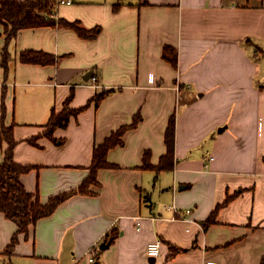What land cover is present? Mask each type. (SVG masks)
Instances as JSON below:
<instances>
[{
	"label": "crops",
	"instance_id": "obj_1",
	"mask_svg": "<svg viewBox=\"0 0 264 264\" xmlns=\"http://www.w3.org/2000/svg\"><path fill=\"white\" fill-rule=\"evenodd\" d=\"M54 16L99 31L43 25L8 43L0 21V60L10 52L0 126L14 124V159L30 166L23 185L44 203L71 192L89 176L94 148L128 127L90 192L70 194L28 234L14 241L18 225L0 211V264H94L92 251L100 264H264V0H72ZM29 50L55 61L23 62ZM64 108L82 109L47 135L52 111ZM173 114L174 161L157 171ZM6 147L0 140V163ZM157 239L161 253L149 256Z\"/></svg>",
	"mask_w": 264,
	"mask_h": 264
},
{
	"label": "trees",
	"instance_id": "obj_2",
	"mask_svg": "<svg viewBox=\"0 0 264 264\" xmlns=\"http://www.w3.org/2000/svg\"><path fill=\"white\" fill-rule=\"evenodd\" d=\"M57 6V0H0V21L6 24V40L9 43L13 40L20 29L38 27L43 25L55 26L57 24L64 25L75 29L82 37H95L99 28L87 29L80 21H68L63 18H56L54 16ZM120 3H116L114 8L117 9ZM164 56L177 67L178 59L177 53L174 49L165 47ZM21 60L27 63H53L55 56L42 51H23L21 53ZM10 58L8 49H4V55L0 60V68L6 66ZM110 90H103L94 96L96 104L105 97ZM5 96V90L3 92ZM82 108L71 109L64 108L59 112L52 111L49 121L46 124V134L53 135V130L58 127L66 126L70 117L78 113ZM6 114L5 104H2V116ZM139 117L134 119L132 127L138 123ZM128 126L121 127L113 132L105 140L94 148L92 164L90 166L89 176L82 182V184L69 193H60L51 196L47 202H42L39 195L28 191L23 185L20 176L22 173L28 171L30 166L21 165L14 159V148L16 140L13 134L14 124L6 125L2 122L0 126V140L5 141L7 147L4 152V160L0 163V211L4 212L6 216L14 220L18 229L14 235L13 240L17 238V234L24 232L29 233L30 227L34 225L40 218L50 215L56 207L64 201L70 194L73 193H89V186L97 182V171L102 167L112 165L107 159V154L110 148L122 143L121 136ZM176 133V116L173 114L169 120L168 127L165 131V143L167 147L166 153L161 157V160L155 169L157 171L169 168L172 166L175 157V135ZM169 162L171 164L169 165ZM144 166L154 167L150 164V154H144ZM237 194L227 195L226 199L219 203L211 212L204 224L207 225L215 220L217 212L223 206L227 205ZM116 234L109 237V242L115 238ZM172 254L179 251L173 244H169ZM95 259V258H94ZM94 264H100L94 260Z\"/></svg>",
	"mask_w": 264,
	"mask_h": 264
},
{
	"label": "built area",
	"instance_id": "obj_3",
	"mask_svg": "<svg viewBox=\"0 0 264 264\" xmlns=\"http://www.w3.org/2000/svg\"><path fill=\"white\" fill-rule=\"evenodd\" d=\"M72 0H57V5L63 4V3H71ZM212 158V157H211ZM172 208L175 210V212L179 213L178 208L175 206H172ZM191 209L187 208L185 209V212L190 213ZM147 253L149 256L156 257L160 255L161 253V241L159 239L152 241L147 246ZM90 260L94 261V252L92 251L90 253Z\"/></svg>",
	"mask_w": 264,
	"mask_h": 264
},
{
	"label": "water",
	"instance_id": "obj_4",
	"mask_svg": "<svg viewBox=\"0 0 264 264\" xmlns=\"http://www.w3.org/2000/svg\"><path fill=\"white\" fill-rule=\"evenodd\" d=\"M108 244H106V243H103L101 246L102 247H106Z\"/></svg>",
	"mask_w": 264,
	"mask_h": 264
},
{
	"label": "rangeland",
	"instance_id": "obj_5",
	"mask_svg": "<svg viewBox=\"0 0 264 264\" xmlns=\"http://www.w3.org/2000/svg\"><path fill=\"white\" fill-rule=\"evenodd\" d=\"M262 64L264 65V58H263V60H262Z\"/></svg>",
	"mask_w": 264,
	"mask_h": 264
}]
</instances>
